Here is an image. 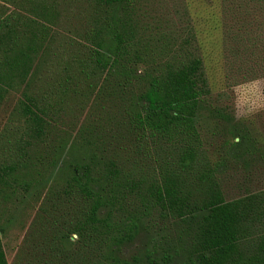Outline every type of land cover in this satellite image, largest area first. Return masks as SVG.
<instances>
[{"label":"trees","instance_id":"trees-1","mask_svg":"<svg viewBox=\"0 0 264 264\" xmlns=\"http://www.w3.org/2000/svg\"><path fill=\"white\" fill-rule=\"evenodd\" d=\"M71 1L0 0V90L24 85L18 107L30 131L25 147L40 141V168L44 157H51V170L40 176L24 170L31 158L22 144L17 152L25 155L0 158V201L16 196L12 182L19 186L22 177V194L41 196L48 190L24 241L26 250L17 253L20 264H264V192L227 200L219 162L202 159L209 156L200 123H208L210 134L219 131L226 156L243 145L247 128L222 107L208 106L210 113L203 114L211 89L193 44L192 23L186 53L166 61L140 59L131 32L98 28L91 72L102 79L100 94L114 97L109 117L119 122L111 135L90 140L80 161L66 159L67 153H80L76 148L89 116L71 124L76 128L81 122L74 137L62 135L71 111L68 98H75L71 74L76 70L51 42L46 44V21L54 8ZM94 1L110 10L132 0ZM223 9L264 17V0H223ZM38 55L49 74L40 83L31 79ZM124 131L125 141L140 148L170 137L171 171L149 175L127 160L131 157L105 159ZM57 133L65 141L56 140ZM48 146L55 151L46 156ZM145 236L149 241L136 250V241ZM0 264H8L1 234Z\"/></svg>","mask_w":264,"mask_h":264},{"label":"rangeland","instance_id":"rangeland-1","mask_svg":"<svg viewBox=\"0 0 264 264\" xmlns=\"http://www.w3.org/2000/svg\"><path fill=\"white\" fill-rule=\"evenodd\" d=\"M234 10L224 11L223 0H132L125 8L110 10L99 7L94 0H73L54 8L53 16L46 21L49 29L46 44L51 42L57 53L65 56L71 68L76 70V74H71L76 90L71 94L75 98L67 97L71 111L68 114L65 108L68 115L64 120L62 135L74 137L81 122L76 128L71 124L82 120L87 114L89 116L80 136L81 146L76 148L80 153L75 151L73 156L67 153L66 159L80 161L83 157L79 155L86 154V144L90 140L95 142L111 135L113 127L119 122L114 120L112 123L109 117L113 115L109 112H112L114 97L100 94L102 79L91 72L94 69L91 50L98 28L105 25L107 31L118 28L120 32H131L135 37L133 49L140 59L166 61L175 59V54L183 53V50L186 53L188 41L192 40V23L196 34L193 44L203 59L211 89L210 95L203 101L207 104L203 114L210 113L208 106L222 107L247 128L243 145L226 156V143L219 131L210 134L209 130L206 132L208 123H200L205 138L203 147L209 156L202 159L209 158L215 164L219 162L222 167V189L227 200L264 192V17L242 13L241 9ZM183 55L187 56L182 54L179 57ZM66 61L61 60L60 65L63 66ZM32 73L31 79H37L39 83L49 76L45 74L44 65H40V55L33 63ZM23 89L24 85L17 89L16 85H9L8 90H0V158L5 157L9 161L10 157H17L16 154L21 157L26 152L31 160L24 170L26 173L37 172L40 176V171L47 174L51 170L47 166L51 157H44L40 168V141L35 142L30 151L25 147L30 143V131L18 107L19 99L23 98ZM121 132L122 129L116 133ZM60 136L55 134L56 140L65 141L67 138ZM124 136L125 131L119 141L112 142L108 150H115L105 159L131 157L127 160H134L137 169L148 170L149 175L153 170L154 175L171 171L170 137L164 136L159 138V142H151L149 147L140 148L139 144L125 141ZM21 144L25 152H17ZM54 151L55 146H48L46 156ZM104 162H98V165L102 166ZM24 170L21 171L25 173ZM22 178L19 186L12 182L16 196H11L5 202L0 201V227L6 228L5 232L0 230V234L8 264H20L17 253L26 250L24 241L30 237L27 233L41 199L48 191L45 189L41 196L38 191L36 196L22 194L25 191L20 182ZM63 185L61 181L56 187L61 189ZM149 238L145 236L137 240L134 248H142Z\"/></svg>","mask_w":264,"mask_h":264}]
</instances>
